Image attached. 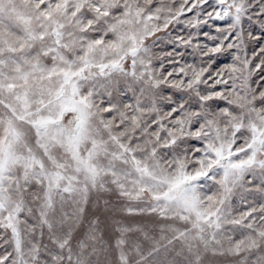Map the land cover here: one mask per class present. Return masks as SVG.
Masks as SVG:
<instances>
[{
  "label": "snow or ice",
  "instance_id": "6c2138e0",
  "mask_svg": "<svg viewBox=\"0 0 264 264\" xmlns=\"http://www.w3.org/2000/svg\"><path fill=\"white\" fill-rule=\"evenodd\" d=\"M0 264H264V0H0Z\"/></svg>",
  "mask_w": 264,
  "mask_h": 264
}]
</instances>
